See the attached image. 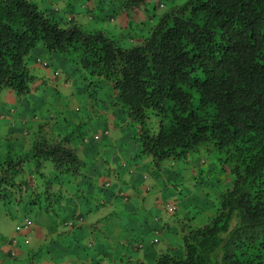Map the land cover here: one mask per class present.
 <instances>
[{
    "label": "trees",
    "instance_id": "16d2710c",
    "mask_svg": "<svg viewBox=\"0 0 264 264\" xmlns=\"http://www.w3.org/2000/svg\"><path fill=\"white\" fill-rule=\"evenodd\" d=\"M126 1L145 18L127 47L105 30L50 16L31 0H0V91L31 93L27 57L40 43L79 55L83 68L111 86L112 105L138 123L140 152L153 165L186 159L210 143L226 150L233 165L216 205L184 217L178 247L152 263L127 262L264 264V0H171L148 15L143 0ZM147 110L159 117L156 133L145 125ZM48 135L29 152L3 157L1 204L58 217L67 203L80 201L66 185L80 176L84 160L68 137ZM30 256L26 264H37L38 254Z\"/></svg>",
    "mask_w": 264,
    "mask_h": 264
},
{
    "label": "rangeland",
    "instance_id": "374dc122",
    "mask_svg": "<svg viewBox=\"0 0 264 264\" xmlns=\"http://www.w3.org/2000/svg\"><path fill=\"white\" fill-rule=\"evenodd\" d=\"M157 1L165 7L158 8ZM171 2L143 0L141 4L148 15L162 13ZM31 3L63 21L71 17L73 23L85 30H105L120 45H129L130 39L139 37L137 28L143 27L145 19L143 14L132 10L134 7L127 6L129 2L125 0H31ZM130 4L133 6L132 2ZM122 14L130 18V25L129 20L122 22ZM27 66L35 76L29 95L18 98L8 89L0 91V120L7 121V124L0 123V162L7 152H29L34 141L49 137L42 129L38 132V127L46 124L54 135L58 133L68 137L84 160L85 167L80 176L66 185L71 192L78 190L76 199L81 204L78 201L69 202L55 217L34 212L23 203H0V234L8 239L11 237L8 233L14 229V239H18L22 233L33 228L43 227L47 233L60 230L62 234L58 237L53 234L43 243L38 257L46 258L45 252L51 244L52 260L74 264H95L101 255L112 259L113 252L117 248L124 249L121 245L129 240L132 244L141 243L139 256L145 263H152L160 253L178 247V227L184 217L206 215L227 187L226 174L233 165L230 154L210 143L190 153L186 159L166 158L155 166L140 152L136 140L138 123L130 118L125 109L112 105L115 97L111 86L83 68L79 55L49 52L38 43L27 57ZM45 74V83L37 84L39 80H44ZM66 80L64 85L59 83ZM158 120V116L146 111L144 122L153 133L157 132ZM136 164L143 178L139 189L155 196L157 207L152 204L149 210L139 214L123 209L118 211L112 204V197H117L113 199L120 204H126L129 196L126 188L121 187L120 191L126 197L121 199L115 185L124 173L130 171L134 174ZM198 168L202 172L197 173ZM107 182L109 186H105ZM166 204L177 207L176 211L168 214L164 209ZM78 214L84 218V224L95 217L96 225H89L90 230L82 234L77 244L73 238L70 239L76 230L64 223L73 220L77 223L80 221L76 219ZM25 219L28 221L27 228L23 227ZM65 234L70 235L66 237ZM153 238H157L158 242L151 243ZM147 251L150 255L142 256ZM151 254H154L153 258ZM127 259L122 258L123 264H129Z\"/></svg>",
    "mask_w": 264,
    "mask_h": 264
},
{
    "label": "crops",
    "instance_id": "0c3cea01",
    "mask_svg": "<svg viewBox=\"0 0 264 264\" xmlns=\"http://www.w3.org/2000/svg\"><path fill=\"white\" fill-rule=\"evenodd\" d=\"M47 74L44 75V80L42 81H38L37 84H44L45 83V77ZM60 84L64 85L63 83L66 82H59ZM57 89V88H56ZM0 123H6L7 121L0 120ZM48 124V122H46ZM10 125L13 127V125L10 123ZM46 124L45 125H40L38 127L40 132V129L44 130L47 134H53L51 128L47 129L46 128ZM26 136L28 134V132H25ZM53 136V135H52ZM61 137V136H59ZM33 146V143L31 145V147ZM77 149V147H76ZM8 153V152H7ZM22 153H26V152H22ZM6 154H4L5 156ZM3 156V157H4ZM136 168L137 171L134 172V174L132 173L131 175H127L126 173H124L120 178H118V183L115 185V188L118 189L120 191L121 187L126 188V194L129 196V199H126V204H120V202H118L116 199L113 198H117V197H112V204L113 206H115L116 210H128V213H133V212H137L138 214L145 210L148 209L149 210V206L150 205H155L157 202V198L155 196H149L147 195V193L149 192H142L141 189H139V186L141 185V183L143 182V178H142V174L138 173V168L139 165L136 164ZM159 166V165H158ZM108 169V168H107ZM109 172L111 173V170H109ZM114 174V173H112ZM80 204L81 202L78 201ZM81 206V205H80ZM83 207V206H81ZM157 206L155 205L154 208H156ZM85 210V207H83ZM83 210V211H84ZM80 214L82 213L81 211H79ZM44 214H51V213H44ZM53 215V214H52ZM81 215H76V218L80 217ZM84 218H82L81 223H77L75 225V227L73 229H75L76 231L72 233V237L70 239L73 238V242L77 243L79 242L80 238L82 237V234L85 235L86 230H90V226H94L96 225L95 222V217H91L90 220L89 218H87L86 220H89V222H87V224L83 223ZM59 224V223H58ZM90 225V226H89ZM81 228V229H79ZM60 230L57 231H52L51 233H47V230L43 227H38V228H33V230L30 231H26L24 233L21 234V236L16 239L17 241V247L16 246H11V240L14 238L16 232L15 230H11L8 234L11 237H7L3 236L0 234V264H26L28 261V258L31 257L30 254H38V253H42L39 252L41 250V248L44 246V242L48 241L49 237H58L60 234H62L63 232H60ZM65 233V232H64ZM66 237H68L70 234H65ZM132 240H129V242H125L124 245H121L122 247H124V249H118L115 250L113 252V256L112 259L109 258V256L107 255H101L98 258V264H123V260L122 258L126 257L129 258L130 260H134L135 262H144L143 258L141 256H139V250L134 249L133 244L131 243ZM60 243H62V241H60ZM68 245V244H66ZM51 244L48 247V250L45 252L46 258L41 259L40 257L35 258L34 261L37 264H74L71 262H65V261H60V260H52L50 253L51 251ZM14 247V248H13ZM56 246L53 247V250L55 251ZM13 250V251H12ZM12 252L13 255H12ZM136 253V254H135ZM147 252L144 253V255H150L147 254ZM154 254H151V257L153 258ZM156 256V255H155Z\"/></svg>",
    "mask_w": 264,
    "mask_h": 264
},
{
    "label": "built area",
    "instance_id": "2783aa9c",
    "mask_svg": "<svg viewBox=\"0 0 264 264\" xmlns=\"http://www.w3.org/2000/svg\"><path fill=\"white\" fill-rule=\"evenodd\" d=\"M43 65H46L45 63H43ZM84 141H85V139H84ZM124 165V164H123ZM125 166V165H124ZM105 186H109V183L107 182L106 184H105ZM122 196L124 195V194H121ZM164 209L168 212H170V211H172L173 209H174V207L172 206V205H169V204H166L165 206H164ZM25 222H26V224H25V226H23L24 228H27L28 227V221H26V219H25ZM67 224V226H69V227H71V226H73V222L72 221H70V222H67L66 223ZM157 241H158V239L157 238H153L152 239V241H151V243H157ZM15 244H16V241L15 240H12V242H11V246H15ZM139 247H140V245H139ZM14 248V247H13ZM13 251V250H12ZM14 252H12V254H13Z\"/></svg>",
    "mask_w": 264,
    "mask_h": 264
},
{
    "label": "clouds",
    "instance_id": "9594fccd",
    "mask_svg": "<svg viewBox=\"0 0 264 264\" xmlns=\"http://www.w3.org/2000/svg\"><path fill=\"white\" fill-rule=\"evenodd\" d=\"M162 6V5H161ZM72 20V18L71 17H69L68 18V20ZM46 64V63H45ZM43 65V64H42ZM54 75L55 76H57V73L55 72L54 73ZM64 82H67V80L66 81H64ZM86 141V140H85ZM123 164L125 165V167H126V164L123 162ZM133 172H128V174L127 175H131ZM121 194H123L121 191H119V195H121ZM122 196V195H121ZM123 197H125V195H123ZM83 218V217H82ZM82 218L81 219H79V218H76V219H78V220H80V221H78L77 223H81V221H82ZM73 222V226H71V227H69V228H74L75 227V225L77 224V223H75V220H73L72 221ZM64 224H66V223H64ZM67 225V224H66ZM12 240H15L16 241V239H12ZM12 240H11V242H12ZM158 242V241H157ZM139 245H140V247H139ZM15 246L17 247V241H16V244H15ZM133 247H134V249H136V250H139V249H142V245H141V243H139V242H137V243H135V244H133ZM13 255V254H12ZM95 264H98V263H95Z\"/></svg>",
    "mask_w": 264,
    "mask_h": 264
}]
</instances>
